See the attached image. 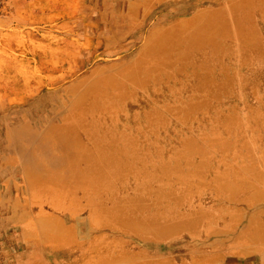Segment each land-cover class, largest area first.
<instances>
[{
    "label": "rangeland",
    "instance_id": "rangeland-1",
    "mask_svg": "<svg viewBox=\"0 0 264 264\" xmlns=\"http://www.w3.org/2000/svg\"><path fill=\"white\" fill-rule=\"evenodd\" d=\"M193 1L157 0L147 7L141 0H0V190L6 183L5 188L10 193L7 201L0 194V208L6 205L10 211L8 215L0 211V264L4 259L7 264H30L23 262L21 256L36 260L35 255L28 252L33 249L23 253V247L29 245L22 244V235L29 240L36 239L41 232L47 233L44 228H38L40 223L24 220L39 218V215L33 216L34 208H24L16 196L19 194L22 198L27 194L21 173L24 161L35 156L46 163L51 161V155L63 157L64 166L57 168L55 174L61 179L67 195L68 161L72 159L71 152L77 150H82L90 162L89 169L77 160L79 170L87 168L89 173L95 172L96 178L101 177L103 165L107 166L110 160L125 165V175L129 178L118 181L121 183L118 189L116 181L110 179L113 193L117 194L112 200L118 201L112 213L120 216L121 223L136 222L137 226L144 228L162 221V226L157 228L161 232H166L167 227L179 228V236L185 241L189 239L186 233L206 239L203 248L192 252L167 254L168 241H155L160 245L159 250H145L143 247L146 254L141 255L124 253V249L123 255L118 253L107 258L113 260L119 256L125 264L144 263L147 259L153 260V264H191L199 257L209 256V264H242L235 258L234 261L227 259L230 258L228 252L213 245L212 233L204 236L203 231L220 230L229 221L232 223L233 217H239L237 210L243 205H226L224 201L229 196H263L258 194L263 184L251 180L249 175L264 170V155L258 150L264 146V67L256 62L258 55L264 59V21L258 13H249L256 31V37H253L256 49L235 41L220 44L226 51L240 49L244 53L241 57L200 55L202 50L209 49L202 47L198 52L186 41L175 38L174 47H158L156 52H150L151 61H144L141 50L144 43L151 41L152 28H170L174 18L180 17L174 8L181 7L180 3ZM251 1L241 2L243 15L236 11L237 20L245 17L244 4ZM232 5L236 4L230 0H223L220 4L205 1L197 6V10L204 9L206 14L215 11L221 15L230 12ZM143 7L152 12L149 18L154 22L151 28L147 27V18L136 28L142 29L148 40L138 36L133 46L126 36L105 47L100 31L106 33V19L122 26L132 18L131 23L135 24L142 18ZM187 9L184 18L192 12L191 8ZM165 12L167 15H163ZM119 15H123L122 20ZM157 16H168V22H160ZM183 54L187 56L183 57ZM205 58L211 62L204 61ZM238 58H247L248 64L242 66L245 70H238ZM119 66H122L121 70ZM202 66L206 70H202ZM148 67L150 71H145ZM132 71L135 86L131 83L132 77L129 78ZM90 74L93 76L87 78ZM205 79L209 81L208 86L202 83ZM238 82L243 86H235ZM221 84L225 88L219 92ZM226 117L234 119L236 124L222 129L224 126L219 124ZM251 126H254L252 131L248 129ZM8 127L18 130L16 143L22 153H27L26 156L10 148L13 140L12 135L6 134ZM25 127L32 133L29 134ZM200 133L205 139L199 138ZM215 142L217 150L212 148ZM254 145L259 148L251 149L250 154V147ZM121 146L132 155L117 158ZM158 149L157 156L150 151ZM99 151L108 153L109 157H98L101 155ZM172 153L178 154L179 158ZM237 155H251L252 163L246 158L235 161ZM165 165L169 173L162 171ZM227 165H233L231 169L236 173L222 176L227 180L222 183L218 174L227 171ZM141 166L151 168L140 174V177L147 178L136 182L131 174ZM15 185L19 190H14ZM85 187L89 191V182ZM30 189L40 190L35 186ZM167 195L189 201L199 215L181 221L173 215L186 213L184 207L178 209L172 204L165 206L164 202H159L161 206L153 210L157 216L152 218V209L147 208L153 207L151 203L155 197ZM254 205L259 208L260 216L253 220L246 214V224L250 219L252 224L259 219L264 224L263 202L255 199ZM209 206L211 214H206L204 209ZM44 207L40 208L42 212L46 209ZM56 218L64 221L66 216ZM256 228L259 233L261 228ZM126 234L127 239H135L138 247L142 246L136 241L154 236L147 232ZM253 235L255 233L248 232L247 238ZM177 245L175 243L173 247ZM262 248L264 245H256L253 250ZM34 251L43 252L39 248ZM246 251L252 249L247 247ZM39 255L37 260L42 257Z\"/></svg>",
    "mask_w": 264,
    "mask_h": 264
},
{
    "label": "bare ground",
    "instance_id": "bare-ground-1",
    "mask_svg": "<svg viewBox=\"0 0 264 264\" xmlns=\"http://www.w3.org/2000/svg\"><path fill=\"white\" fill-rule=\"evenodd\" d=\"M142 5L151 7L153 4V1L157 0H141ZM161 2L165 0H160ZM205 1H210L215 4H220L223 0H194L192 3L184 2L180 3L181 7H176L177 11L175 14L180 15L178 18H174L172 25L169 26L170 28L165 29L163 27H153L152 28V38L151 41L149 40L148 43H144L142 46V54H143V60L151 61V58L149 57L150 52H156L158 50V47H161L162 49H168L171 47H174L176 45V42L174 41L175 38H181V40L186 41L187 45H190L191 47H194L199 51L202 47H207L209 50H202L201 54H205L209 56L210 54H214L218 57H225L228 55H234L241 57L244 55V53H241L240 49L237 50H225L224 46H221L220 44L223 41H229L231 43L237 42V43H243L247 44L248 47H252L253 49H256V42L253 40V37H256V31L253 27V22L251 21L250 14L251 12H256L259 14V16L264 21V0H252L250 2H246L244 4L246 15L245 17H242L241 19L237 20L235 17V12L238 11V13L242 16L243 15V8L241 7L244 0H230L231 2H234L236 5H232L230 7V12H223L221 15H219L217 12H209L206 14V11L203 10H197V6L204 3ZM240 3V4H239ZM168 5V4H166ZM167 7V6H165ZM173 7V6H172ZM171 7V8H172ZM221 6L217 7L219 9ZM192 10L190 16L185 17L183 16V13L185 9ZM149 9V8H148ZM147 8L143 7L142 9V18L139 19L135 24L131 23L133 21L132 18H128L129 23L123 24L122 26L117 25L112 19L107 18L106 22L108 27L106 28V33L103 31L101 32V35L103 37V43L105 44V47L108 45H113L118 43L119 40L126 38V36L129 38L130 42L134 46L136 44L137 38H147L145 32L142 29L136 28V25H140L145 21V19L149 18V16L152 14V12H149ZM173 9V8H172ZM173 9V10H174ZM187 9V10H188ZM168 10V9H167ZM195 11V12H194ZM168 12V11H167ZM167 12L163 13V15H167ZM180 12V13H179ZM188 12V11H186ZM123 15H119L120 20H122ZM157 19H159L160 22L167 20L169 17L162 18L161 16H157ZM124 22V20H123ZM153 19L149 18L148 23L146 24L147 27L151 28L153 25ZM171 22L168 24L170 25ZM150 30V29H148ZM148 40V38H147ZM164 46V48H163ZM198 46V47H197ZM187 56V55H182ZM148 57V58H147ZM184 59V58H183ZM240 60L239 62V69L245 70V68H242V66L248 64V61L246 59ZM204 61L211 62L209 58H205ZM256 62L258 65H261L264 67V59L262 56L258 55L256 57ZM120 67V68H119ZM118 69H122V66H119ZM150 67V66H149ZM149 67L145 71H150ZM245 67V66H244ZM208 68V67H207ZM202 70H206L205 66H202ZM237 70V71H238ZM209 72V71H208ZM134 72L132 71V74L129 73V78L132 77V82L130 79H128V83L134 84ZM231 75V74H230ZM93 74H90L87 76V78L92 77ZM239 79V78H238ZM206 81L202 82L205 86L209 85V81L205 79ZM235 81V80H234ZM80 84V83H78ZM77 85V84H76ZM237 87H242V82H238L235 84ZM224 85H219L218 91L221 92L224 90ZM252 88V87H251ZM252 91V90H251ZM213 92H216L215 89H213ZM253 93V91H252ZM187 104V103H185ZM199 104L202 105L203 101L200 100ZM190 105V104H188ZM245 119H248V116L245 115ZM245 120V121H247ZM234 119H229V117H226L223 119L222 122H220L219 125L224 126L222 129L230 127L235 125L236 123H233ZM246 125H250L245 123ZM236 127H238L236 125ZM254 126H251L252 128ZM24 129L28 130L27 127ZM29 134L32 133V131L28 130ZM51 131V130H50ZM18 130L16 129H9V127L6 129V134H10L11 139L13 140L12 144L10 145V148H15L17 151H20V148L18 147L16 143V134ZM254 132V131H253ZM200 139H205L202 133L199 134ZM123 136V134L121 135ZM212 145V148L217 150V147L215 145ZM264 145V144H262ZM43 147V145H41ZM255 147L259 148V146L254 145L250 147L251 149H254ZM77 148H80V146L77 144ZM120 149V150H119ZM118 149V154L116 155L117 158L119 157H129L132 155V153L126 152L125 148L121 146V148ZM159 150V151H158ZM158 150H150L152 153H155L157 156L160 152V149ZM213 152H216V151ZM260 152V155H264V146H261V148L258 149ZM82 150H77L75 152H71L70 158L71 160L68 161L69 168H68V193L67 195L64 192L63 183L61 182V179L55 174L56 169L63 167V157H55L51 155V161L43 163L40 161V159H35V156L24 161L23 163V170H22V178L24 179V183L26 184V197L22 196L20 197L19 194H17V199L19 203H22V206L25 208L32 206L34 208L35 215L39 218L27 219V221L40 223L41 226H38V228L45 229L47 232L40 233L36 239L30 238L29 240L25 238L22 235V244L29 245L28 247H23V253H26L27 250L33 249L32 251H28L30 255H35V259H27L22 257V261L27 263L30 262V264H125L122 263V259H119L120 257H114L115 259L112 260V258H107L110 256L118 255V253L122 254L124 249L127 251L135 252L137 254H146L144 253L147 249L154 248L155 250H159L160 245L156 244L155 241H168L171 242V239H176L177 236L180 235L179 228H166V232H161L157 230L158 226L161 225L163 222L161 221L160 224L156 223H150L148 225H145L144 228L137 226L138 224L136 222L134 223H127L123 222L121 223L120 216L112 213V209L115 211L114 207L118 204V201H113V198H116L115 193H113V187L110 183V179H113L116 181V188L118 189V186L121 185L118 181H125L129 178L125 175V165H118L116 161L110 160L109 163L106 165H103V170L100 171L101 177L96 178L95 172L91 171L89 173V170L86 168L84 171L79 170V166H77V160H79L81 163H85V166L90 169V162L88 159H86V156L81 153ZM101 155L98 157H103V155L108 156V153H101ZM250 154H252V150L249 151ZM22 153V150L20 151V154ZM174 157L179 158L178 154L172 153ZM172 154L169 156L172 158ZM22 155H27V153H22ZM138 155V153H137ZM67 156V155H66ZM114 157V156H111ZM232 157V156H231ZM241 158H246L250 163H252V156L247 155H237L234 156L235 161L240 160ZM121 160V159H120ZM101 164H106L105 161H100ZM7 164V163H6ZM219 164L224 165L222 162ZM9 166V165H8ZM167 165L163 166V172L169 173L170 171L167 170L169 168H166ZM124 167V168H122ZM227 171L218 174V179L222 183H226L227 180L222 179V176L225 177V175L231 174L232 176L235 175V169H231L233 165H227ZM151 167L149 166H141L140 170L137 168L134 173L131 174L132 179H134L136 182H139L142 178L147 177H140V174L146 173L148 169ZM95 174V175H94ZM223 174V175H221ZM111 177V178H110ZM211 177V176H210ZM250 179L254 178L255 182L261 183L262 190L258 192L259 195L263 196H252L248 198H234L232 196H229L225 199L226 205L228 204H234V205H243L242 208H245L246 214H248L250 217L253 218V220L258 218L260 216V210L254 205V200L258 199L259 201L263 202V211H264V170L258 173L251 172L249 175ZM149 178V177H148ZM260 179V180H258ZM91 181V184H90ZM157 181V180H155ZM154 181V182H155ZM86 182H89V191L86 190ZM249 183V182H248ZM6 183H4V187L0 190L1 198L4 201H7L10 193L5 188ZM2 186V185H1ZM37 187L40 190H31V187ZM251 187V185H250ZM255 186H253L254 188ZM246 188V187H245ZM14 190H19L18 187L15 185ZM111 196V197H110ZM66 197V198H65ZM15 198V197H14ZM20 198V199H19ZM119 199L120 196H117ZM163 199V200H161ZM78 201H80V204H78ZM17 202V201H14ZM159 202H164L165 206H169V204H172L175 207H184L189 205L186 209V213H176L179 220H184L186 218H191L195 215H199L198 211H193L192 206L189 201L184 199H178L171 197L170 195H167L165 197H158L154 198L151 205L153 207L147 208V210L152 209L150 211V216L155 219L157 214L153 210H156L158 206L160 207ZM66 203V204H65ZM224 203V204H225ZM184 205V206H181ZM41 206H45L43 211H41ZM156 207V209H155ZM36 208L38 210H36ZM253 208V209H252ZM40 210V211H39ZM189 210V211H188ZM219 209H217L218 211ZM0 211L4 213V215H8L10 212L8 209V206L4 205L0 208ZM237 214L239 217H233L232 220V227L230 230L227 231V234L232 238L234 235L235 243L234 241L231 242L233 245H238L241 242L243 245L247 246L249 250L252 249V251H241L246 252L245 256L239 257L242 259H238L242 264L245 262L246 264L248 262H251L250 264H264V248L260 250H253L256 248V245H264V224H262L261 219L257 221L256 223L252 224V221L250 219L249 223L242 226L240 229V225L244 222L243 219H241V209L237 210ZM253 211V212H251ZM251 212V213H250ZM254 215H251V214ZM62 216L65 215L66 219L60 220L59 218H56V216ZM43 216V217H42ZM170 222L172 220H166V222ZM259 222V223H258ZM162 226V225H161ZM256 226H259L260 232L258 233L259 228H256ZM124 234H123V233ZM140 233V232H147L151 236L144 237V240H138L136 241V244L142 247H138L135 245V239H127L125 235L126 233H129L131 235H134V233ZM210 232H213L215 234L217 233H224L222 230H212L209 229L205 230V236H208ZM255 233V235L247 238V233ZM51 234V235H49ZM237 234V235H236ZM240 240V243L237 242V240ZM21 239V238H20ZM177 240V239H176ZM175 241V240H174ZM179 241V240H178ZM260 243V244H259ZM171 244H175V242H172ZM170 244V245H171ZM40 249L43 252L37 253V251H34L35 249ZM64 248H67L66 250H63ZM62 251H65L62 252ZM112 253V254H111ZM39 254H42L41 261L37 260V258L40 257ZM111 254V255H108ZM235 254V253H234ZM31 255V256H32ZM108 255V256H107ZM136 257L138 255H135ZM210 258L207 257L205 260V264H209ZM66 260V261H65ZM69 260V261H68ZM243 260V261H242ZM133 261V260H132ZM147 261V262H146ZM144 263L136 262L134 264H150L155 263L151 259H147ZM128 262V261H127ZM126 262V263H127ZM150 262V263H149ZM7 259H4L2 261V264H7Z\"/></svg>",
    "mask_w": 264,
    "mask_h": 264
},
{
    "label": "crops",
    "instance_id": "crops-1",
    "mask_svg": "<svg viewBox=\"0 0 264 264\" xmlns=\"http://www.w3.org/2000/svg\"><path fill=\"white\" fill-rule=\"evenodd\" d=\"M251 180H252V178H251ZM234 205V204H233ZM189 205H187L186 204V206H184V208L186 207H188ZM191 206H192V209L191 210H193L194 209V206L191 204ZM212 206L214 207H217V204L216 203H212ZM209 209H210V206L209 207H207V208H205L204 209V212L206 213V214H211V213H209ZM218 209V208H217ZM241 209V219H244V224L243 225H245L246 224V219H247V217H246V210H245V208H240ZM186 210V209H185ZM189 211V210H188ZM242 212H244V214L242 213ZM229 224H227L226 226H224L225 228H222V229H220V230H222L224 233H217V234H215V233H213V232H211L212 233V235H213V238H211L212 239V241L214 242V246L216 245V246H218V248L220 249V248H223L225 251H227L228 252V254L230 255V258H229V256L227 257V259H232L233 261L236 259V260H238V259H242V258H239V257H243V256H245V254H246V252H241V251H246V248H247V246H245V245H243V243L241 242L240 244H238V248H236V247H234V244L232 245L231 244V242L232 241H234V243H235V239H234V237H230L228 234H227V231L228 230H230L231 229V227H232V225H231V223H230V221L228 222ZM210 231H212V230H210ZM216 231H218V229H216ZM186 235V237H188L189 239L187 240V241H185L186 239H184V238H181L182 236H177V240L176 239H171V242H168L167 244H166V248H165V250L166 251H168L167 252V254L170 252H172V253H186V252H189L190 250H191V252H192V250L194 251V249H198V248H200L201 246H202V248H203V245L206 243V239L205 238H199L200 236H198L197 234H195V235H193L192 233H190V235L189 234H185ZM203 235L205 236V230L203 231ZM175 240V241H174ZM179 240V241H178ZM172 242H175V243H178V245L177 246H175V247H173V244H171ZM171 244V245H170ZM218 249V250H219ZM236 249H240L241 251H235ZM151 250V249H150ZM217 250V251H218ZM127 252H131V251H127ZM65 253V252H64ZM131 253H135V252H131ZM235 253V254H234ZM112 254V253H111ZM111 254H108V255H111ZM124 253H122V255H123ZM107 255V256H108ZM113 256V255H112ZM112 256H110V257H112ZM116 257H119V256H116ZM207 257H209V256H206V257H199L196 261H193L191 264H205V259L207 258ZM221 258H222V256H221ZM225 258V257H224ZM235 258V259H234ZM226 259V258H225ZM240 262V261H239ZM251 263V262H250Z\"/></svg>",
    "mask_w": 264,
    "mask_h": 264
}]
</instances>
